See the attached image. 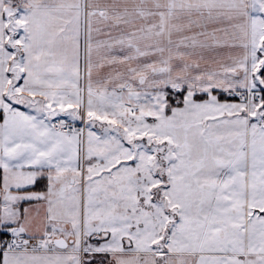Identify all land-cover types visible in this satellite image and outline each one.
<instances>
[{
  "label": "snow or ice",
  "instance_id": "snow-or-ice-1",
  "mask_svg": "<svg viewBox=\"0 0 264 264\" xmlns=\"http://www.w3.org/2000/svg\"><path fill=\"white\" fill-rule=\"evenodd\" d=\"M0 264H264V0H0Z\"/></svg>",
  "mask_w": 264,
  "mask_h": 264
}]
</instances>
